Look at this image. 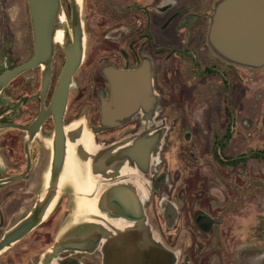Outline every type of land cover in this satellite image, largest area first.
<instances>
[{"label":"flooded vegetation","instance_id":"af4514ba","mask_svg":"<svg viewBox=\"0 0 264 264\" xmlns=\"http://www.w3.org/2000/svg\"><path fill=\"white\" fill-rule=\"evenodd\" d=\"M27 1L19 0L20 8ZM94 1L115 14L112 19L103 17L102 32L85 52L70 87L64 117L69 146L65 168L57 180V200L42 223L0 255V264H142L144 260L151 264L152 248L145 247L146 241H142L145 245L138 241L147 235L157 240L158 264H264V253L252 257L244 246L246 240L234 244V230L219 221L218 208H204V199L218 198L217 174L211 168L200 171L199 161L193 159L183 165L182 175H170L165 160L180 135L189 136L186 146L196 150L192 136L201 128L203 105L211 106L221 95L228 105V123L222 134L212 133L213 166L217 171H232L251 161V153L237 157L226 153L234 136V113L229 107L236 67L221 58L208 41L212 16L222 0ZM12 7L10 0H0V75L34 53L33 30L25 54L16 52ZM65 59L64 49L57 45L44 98L42 67L21 73L0 94V153L4 159L0 178L18 176L21 183L18 200L15 191L0 192V239L16 224L12 214L23 219L46 197L54 154V118L48 116L34 135L29 128L49 108ZM113 70L135 73L136 78L119 80L116 110L124 117L108 127L103 123V101L110 99L109 74ZM82 132L90 135L87 148L80 143ZM157 132L166 140L144 176L150 229L138 232L130 230V225L109 224L97 231L98 243L80 244L72 237L60 240L75 200L100 199L108 181L137 180L128 171L123 177L107 179L104 168L95 167L105 156L102 152L115 146L108 155H116L138 136ZM254 152L253 160L264 163V149ZM121 166L132 169L127 161ZM188 171H195L196 176L191 177L200 185L194 191L186 185ZM208 171L211 174L205 175ZM202 172L209 180V191H202ZM60 242L65 247L55 253ZM162 252L173 254V260L167 263L164 256L158 260Z\"/></svg>","mask_w":264,"mask_h":264},{"label":"water","instance_id":"95a60500","mask_svg":"<svg viewBox=\"0 0 264 264\" xmlns=\"http://www.w3.org/2000/svg\"><path fill=\"white\" fill-rule=\"evenodd\" d=\"M70 2L72 8L71 33L65 27L66 21L63 20L64 15L61 0H28L34 37V53L26 62L0 75L1 94L4 88L21 73L42 67L43 86L41 96L44 98L50 84L54 53L58 45V43L54 42V27L59 21L64 24L68 40L65 46L60 44L66 56L63 70L59 76L49 108L47 110L44 108L42 115L29 128V132L34 135L40 130L48 116L51 115L54 118V154L46 197L36 205L35 209L26 219L6 232L0 239V255L12 248L42 223L47 217L48 212H50V207L57 200V180L65 168L69 146L64 126L69 91L74 76L82 66L85 57V34L80 5L77 0H71ZM208 41L212 49L221 58L236 66L253 70L264 68V0L220 1L211 19ZM122 77L123 80L127 78L129 81H133L136 78V74L122 73L115 70L110 72V99L103 101V123L108 127L116 125L118 120L124 117L116 110L119 80ZM4 127L17 126L6 125ZM81 134L80 143L87 148L91 144L90 135L85 132ZM164 138L165 136L161 132H157L149 137L140 135L132 143L117 151L116 155L112 154L111 156L108 154L115 146L105 149L102 152L105 155L102 162L95 167L104 168L107 173V179L115 178L118 175L123 177L125 176V172L128 171L132 172L136 177L135 180H137L135 182H127V180L108 181L106 182V190L100 199H93L88 196L78 201L90 198L93 201L100 200L96 206H91H94L97 210H102L111 219L121 217L120 219L136 227L133 231L149 230L144 207L149 192L145 186L146 180L144 176L148 173L153 159L158 158L162 150ZM123 161L129 162L132 165V169L130 170V168L123 166L119 168L120 163H123ZM16 179L18 178L9 179L8 181ZM92 209L88 208V210ZM109 224L114 225L108 221L105 223V226ZM98 238L99 236H94L90 240V243H98ZM143 240L146 241L145 247L150 246L153 250L151 252V264H158L155 256L156 249H159L157 240L150 238L148 235L143 238L138 237L141 245ZM80 244H84V242L80 241ZM64 247L65 243L60 242L54 248V252L58 253ZM163 256L167 263L173 260V254L168 252L160 253L157 259L160 260ZM142 264H145V260Z\"/></svg>","mask_w":264,"mask_h":264},{"label":"rangeland","instance_id":"374dc122","mask_svg":"<svg viewBox=\"0 0 264 264\" xmlns=\"http://www.w3.org/2000/svg\"><path fill=\"white\" fill-rule=\"evenodd\" d=\"M13 3L11 8L12 23L16 30V52L24 55L26 43L32 32L31 17L28 6H19V0H10ZM71 0H61L63 20L65 27L72 32V8ZM81 9L85 34V52L92 48L95 36L102 32L101 25L104 16L112 19L115 11L99 5L94 0H77ZM58 45H60L58 43ZM25 47V48H24ZM28 51V50H27ZM235 85L233 97H230L229 111L234 113L233 141L226 150L227 155L237 157L243 154L264 149V68L253 70L235 65ZM228 106L221 95H218L212 105H203V121L201 128L196 135L192 136L193 143H196V150L186 146L189 136L180 135L176 139L173 149L168 150L165 160L170 169V175L180 176L179 172L186 161L196 159L199 161V170H209L219 177L218 198L204 199V208L211 206L218 208V219L225 226L234 230L235 236L231 239L235 245L244 241V246L249 247L250 255L264 253V163L253 160L242 164L234 170L213 166L211 152L212 133L222 134L227 127L225 108ZM188 122V121H187ZM217 135V134H216ZM166 140V139H164ZM165 151V150H164ZM194 155V156H192ZM207 167V168H206ZM178 172V173H177ZM189 179L186 185L189 191H194L200 186L188 171ZM211 174L209 171L205 175ZM190 174V175H189ZM204 183L202 191H209V180L200 174ZM21 184V183H18ZM29 188H27V192ZM229 233V232H228ZM248 239V240H247ZM242 249L241 247L239 248ZM256 251H260L255 253ZM239 254V251L235 255ZM253 258H251L252 260Z\"/></svg>","mask_w":264,"mask_h":264},{"label":"crops","instance_id":"0c3cea01","mask_svg":"<svg viewBox=\"0 0 264 264\" xmlns=\"http://www.w3.org/2000/svg\"><path fill=\"white\" fill-rule=\"evenodd\" d=\"M4 165V159L3 156L0 153V173L3 172L1 169ZM18 178V176H12V177H2L0 178V192H6L7 190L15 191L14 199L18 200L20 198L19 196V188L20 184L18 179L14 181H8L9 179ZM102 197V196H101ZM148 198L146 199L144 203V207L146 205ZM100 200L93 201L90 199H84L82 201L75 200L73 210L72 212L67 216L65 221L63 222L62 228L60 231L59 239H66V238H74L77 239L76 241H82V242H89L97 231L100 230L103 226H105L106 222H112L114 225H130L129 229L134 230L136 227L127 223L125 220L119 218H109L102 210L95 209L94 206L97 205V203ZM94 205V206H91ZM93 208L92 210H88V208ZM146 209V207H145ZM28 214L22 219H18L19 217L15 216V214L11 215V218L16 219V224L8 229H13L16 227L19 223H21ZM148 223V222H147ZM138 228V227H137ZM142 245H145L142 243Z\"/></svg>","mask_w":264,"mask_h":264},{"label":"bare ground","instance_id":"6f19581e","mask_svg":"<svg viewBox=\"0 0 264 264\" xmlns=\"http://www.w3.org/2000/svg\"><path fill=\"white\" fill-rule=\"evenodd\" d=\"M54 42L55 43H59L63 46L66 45L67 43V37H66V34H65V27H64V24L59 21L56 23L55 27H54Z\"/></svg>","mask_w":264,"mask_h":264},{"label":"trees","instance_id":"16d2710c","mask_svg":"<svg viewBox=\"0 0 264 264\" xmlns=\"http://www.w3.org/2000/svg\"><path fill=\"white\" fill-rule=\"evenodd\" d=\"M259 158H261V157H259Z\"/></svg>","mask_w":264,"mask_h":264}]
</instances>
